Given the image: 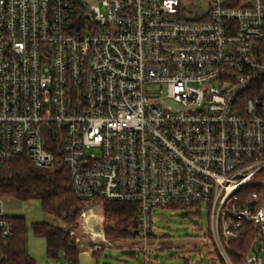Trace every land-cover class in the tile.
I'll return each instance as SVG.
<instances>
[{
	"label": "built area",
	"instance_id": "1",
	"mask_svg": "<svg viewBox=\"0 0 264 264\" xmlns=\"http://www.w3.org/2000/svg\"><path fill=\"white\" fill-rule=\"evenodd\" d=\"M260 79L264 0H0V168H52L58 147L78 198L138 203L143 264L171 203L207 204L209 264H264V96L246 94ZM14 230L0 208V241ZM92 230V252L113 242Z\"/></svg>",
	"mask_w": 264,
	"mask_h": 264
},
{
	"label": "trees",
	"instance_id": "2",
	"mask_svg": "<svg viewBox=\"0 0 264 264\" xmlns=\"http://www.w3.org/2000/svg\"><path fill=\"white\" fill-rule=\"evenodd\" d=\"M249 96H264V79L256 81L246 93ZM56 156L52 168L36 167L25 156L7 160L0 168V198H19L40 200L42 210L60 220L67 226H59L48 221L33 222L35 236L46 240V254L53 261L69 259L71 264H80V250L70 234L71 227H78L79 218L85 210L87 201L75 195L70 171L64 163L58 147H48ZM103 202V230L110 241L134 239L137 236L139 205L136 202L99 200ZM177 203L167 206L175 207ZM183 205V204H182ZM186 207V205H183ZM15 223L13 237L0 241V264H36L27 249L28 225L25 217H11ZM252 230L247 228L238 240L231 242L233 256L244 254L251 244ZM94 256L99 251L92 252ZM132 258L139 259V253L128 252ZM185 258L183 264H189ZM109 264V263H104Z\"/></svg>",
	"mask_w": 264,
	"mask_h": 264
},
{
	"label": "rangeland",
	"instance_id": "3",
	"mask_svg": "<svg viewBox=\"0 0 264 264\" xmlns=\"http://www.w3.org/2000/svg\"><path fill=\"white\" fill-rule=\"evenodd\" d=\"M100 6L102 12L107 13V8L102 4ZM155 99H158L163 107L178 106L168 97L165 88L156 94ZM0 208L10 217H25L28 225L27 249L36 264H55V261L48 258L46 254V240L35 236L32 223L48 221L66 228L68 226L62 220L44 212L40 200L36 198L31 200L3 198L0 201ZM90 208H92V216L97 219H91L93 220V230L98 231L99 228H103V202L86 203L85 210ZM199 208L200 211L195 212L193 207L177 204L175 207L164 206L153 209L154 234L149 242L151 246L159 244L161 248L150 252L149 257L152 264H183L185 258L190 261V264H202V262L209 264L207 254H212L211 243L206 239L210 222L209 208L205 203L199 205ZM86 221L85 223L80 221V226L74 228L78 239H80L79 245L80 243L84 244L80 247V264H143L144 255L136 249L141 246L142 241L137 238L103 243L104 248L99 251L97 256H94L92 249L89 248L90 245L92 246L93 240L91 233L86 232L89 226ZM136 251L139 253V259L128 255V252ZM201 257L203 261H201ZM213 264L218 263L214 262Z\"/></svg>",
	"mask_w": 264,
	"mask_h": 264
},
{
	"label": "bare ground",
	"instance_id": "4",
	"mask_svg": "<svg viewBox=\"0 0 264 264\" xmlns=\"http://www.w3.org/2000/svg\"><path fill=\"white\" fill-rule=\"evenodd\" d=\"M92 208H90V209H87L86 211H85V214H84V216L86 217V219H87V221H86V223H88V225L91 227L92 225H93V220H91V219H95V216H92ZM95 220H97V219H95ZM96 227H97V225H96Z\"/></svg>",
	"mask_w": 264,
	"mask_h": 264
},
{
	"label": "crops",
	"instance_id": "5",
	"mask_svg": "<svg viewBox=\"0 0 264 264\" xmlns=\"http://www.w3.org/2000/svg\"><path fill=\"white\" fill-rule=\"evenodd\" d=\"M119 241V240H118Z\"/></svg>",
	"mask_w": 264,
	"mask_h": 264
}]
</instances>
